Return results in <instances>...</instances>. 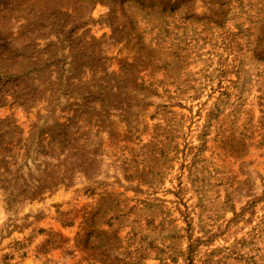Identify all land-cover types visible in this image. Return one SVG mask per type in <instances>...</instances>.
Masks as SVG:
<instances>
[{"label": "rangeland", "instance_id": "rangeland-1", "mask_svg": "<svg viewBox=\"0 0 264 264\" xmlns=\"http://www.w3.org/2000/svg\"><path fill=\"white\" fill-rule=\"evenodd\" d=\"M0 264H264V0H0Z\"/></svg>", "mask_w": 264, "mask_h": 264}]
</instances>
